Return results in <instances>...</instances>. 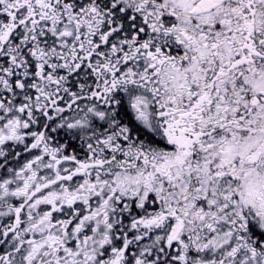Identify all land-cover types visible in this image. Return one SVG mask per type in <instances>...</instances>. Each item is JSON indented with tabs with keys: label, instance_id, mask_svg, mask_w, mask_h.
I'll return each mask as SVG.
<instances>
[{
	"label": "snow or ice",
	"instance_id": "obj_1",
	"mask_svg": "<svg viewBox=\"0 0 264 264\" xmlns=\"http://www.w3.org/2000/svg\"><path fill=\"white\" fill-rule=\"evenodd\" d=\"M0 264H264V0H0Z\"/></svg>",
	"mask_w": 264,
	"mask_h": 264
}]
</instances>
